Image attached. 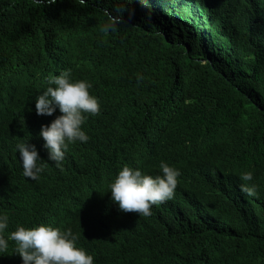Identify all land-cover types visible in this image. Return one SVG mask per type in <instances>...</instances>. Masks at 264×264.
Instances as JSON below:
<instances>
[{"label": "trees", "instance_id": "16d2710c", "mask_svg": "<svg viewBox=\"0 0 264 264\" xmlns=\"http://www.w3.org/2000/svg\"><path fill=\"white\" fill-rule=\"evenodd\" d=\"M134 1L142 14L129 8ZM154 1L162 5L156 6ZM225 1L234 6H227L222 0H84L83 3L55 0L47 6L37 0H0V55H8L7 60H11L9 47L16 36L38 27L36 38L23 39L21 48L43 49L52 44L53 31L62 21L70 20L72 28L81 32L79 38L86 47L85 42L94 39L110 42L98 45V51L72 56L68 66L91 68L90 58L99 56L116 65L131 67L135 79L153 85L158 98L172 107L175 114L170 122L203 133L207 140L193 144L187 153L169 156L174 158L169 165L180 170V184L176 201L157 210L158 217L166 222L162 232L123 234V228H143L145 220L117 219L114 225L119 228L90 231L59 222L77 234L78 244L93 254L95 264H264V226L241 235V240L233 236L224 245L215 246L210 237L218 233V227L214 224L199 227L194 217V203L200 193L208 194L219 208H225L213 179L214 160L224 153L259 142L258 154L247 160L246 167L254 177L264 178V0ZM45 12L52 13V17L45 18L52 22L41 33L37 23L44 20ZM79 15L81 18L77 19ZM75 22L82 25H74ZM109 22L111 30L101 31ZM25 56L33 60L31 51ZM77 73L78 69H74L73 77ZM89 74L96 78L100 104H110L120 113L127 106L141 111L156 100L154 92L133 95L136 87L126 74L99 71ZM1 75L8 83L17 85L11 79L12 74ZM118 83L124 86L119 88ZM31 104L29 98H21L0 126V213L14 196L59 180L90 181L106 198L104 192L111 172L95 154H86L90 160L76 171L64 164L58 168L48 161L47 152L40 150L44 142L39 139V121L32 114ZM85 127L86 122L82 129ZM99 129L109 138L108 127ZM25 141L35 146L44 166L35 181L24 178L19 168L8 173L18 162L16 145ZM98 147L96 140L87 149L97 151ZM233 196L232 191L229 203L238 206ZM84 200L83 193L74 205ZM252 204L251 201L249 207ZM252 213L250 209V223ZM211 217L213 214L209 213L206 219ZM206 219L201 218L202 222H207ZM95 220L106 223L98 217ZM251 240L252 245L246 244Z\"/></svg>", "mask_w": 264, "mask_h": 264}, {"label": "clouds", "instance_id": "9594fccd", "mask_svg": "<svg viewBox=\"0 0 264 264\" xmlns=\"http://www.w3.org/2000/svg\"><path fill=\"white\" fill-rule=\"evenodd\" d=\"M222 1L227 6H234L231 2ZM37 2L47 6L54 4L55 0ZM154 5L161 6L162 3L154 1ZM129 8L142 14L135 1ZM46 17H52V13L45 12L44 20L37 23L41 33L52 22L45 20ZM80 18L79 15L77 19ZM70 23V20L62 21L61 26L53 31L55 39L46 48H21L23 39L36 38L39 30L35 27L34 31L18 35L11 42V60H7L8 55H0V126L7 121L9 112L21 98H29L32 114L39 121V139L44 142L40 150L47 152L48 161L58 168L64 164L71 171H76L82 163L90 160L86 154H95L111 172L104 192L106 198L90 181L79 179L73 183L53 181L14 196L0 213V264H95L93 254L78 244L77 234L68 227L61 229L59 222L69 223L70 219L69 224L84 231H90L89 227L91 230L119 228L114 225L115 220L132 219L145 220V225L138 230L123 228L124 235L130 232L144 235L162 232L166 222L158 217L157 210L170 207L176 201L180 184V170L169 165L174 159L169 156L187 153L193 144L207 142L203 133L189 131L174 121L170 122L175 114L172 107L158 98L153 85L135 79L131 67L116 65L99 56L90 58L88 64L92 65L91 68L68 66L72 56L98 51V45L110 42L108 39H94L85 42L86 47L79 38L81 32L74 30ZM76 24L82 25L80 22ZM111 28V22L105 23L101 31L108 32ZM30 51L33 60L25 56ZM99 59L112 65L102 64ZM74 69H78L76 77H73ZM91 71L126 74L135 84L133 95L135 92L138 96L154 92L156 100L141 111L127 106L124 113L105 102L101 105L95 90L96 78L89 74ZM1 73L12 74L11 79L17 85L8 83ZM118 86L120 88L124 83H118ZM49 119H52L50 123ZM101 126L111 130L109 138L103 136L99 129ZM96 140L98 150L87 149ZM149 142L152 144L147 146ZM16 150L18 162L8 173L19 168L24 178L39 179L44 166L35 146L25 141L18 143ZM258 152L259 142L244 149L228 151L214 160V184L225 208H219L206 193L196 197L194 217L197 225L214 224L219 229L215 236L210 237L215 246L224 245L233 236L241 240V235L264 226V178L254 177L246 167L247 160ZM86 174L93 177L90 172ZM232 191L238 206L229 203ZM83 193L85 200L74 205L76 198L80 199ZM250 198L253 202L251 207ZM250 209L253 211L252 223L248 220ZM209 213L213 217L206 219ZM202 216L207 222H202ZM97 217L106 223L96 221ZM246 244L252 245L253 240ZM9 256H12L11 260H8Z\"/></svg>", "mask_w": 264, "mask_h": 264}, {"label": "bare ground", "instance_id": "6f19581e", "mask_svg": "<svg viewBox=\"0 0 264 264\" xmlns=\"http://www.w3.org/2000/svg\"><path fill=\"white\" fill-rule=\"evenodd\" d=\"M150 144H152V143L149 142V143L147 144V146H149ZM151 167H152V168H156L154 165H151ZM71 221H72V220H70V221H68V222L70 223ZM102 224H103V223H102ZM63 229H64V227L62 228V230H63ZM89 230H91L90 227H89ZM11 257H12V256H9V257H8V260H9V259L11 260ZM19 262L21 263V260H19Z\"/></svg>", "mask_w": 264, "mask_h": 264}]
</instances>
